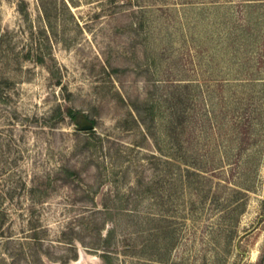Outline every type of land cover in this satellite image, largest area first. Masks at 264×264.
Segmentation results:
<instances>
[{
    "label": "rangeland",
    "instance_id": "rangeland-1",
    "mask_svg": "<svg viewBox=\"0 0 264 264\" xmlns=\"http://www.w3.org/2000/svg\"><path fill=\"white\" fill-rule=\"evenodd\" d=\"M0 264H264V0H0Z\"/></svg>",
    "mask_w": 264,
    "mask_h": 264
},
{
    "label": "water",
    "instance_id": "water-1",
    "mask_svg": "<svg viewBox=\"0 0 264 264\" xmlns=\"http://www.w3.org/2000/svg\"><path fill=\"white\" fill-rule=\"evenodd\" d=\"M79 129L81 130H90L93 129V124L88 121L86 118H81L79 120Z\"/></svg>",
    "mask_w": 264,
    "mask_h": 264
}]
</instances>
